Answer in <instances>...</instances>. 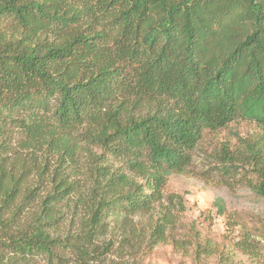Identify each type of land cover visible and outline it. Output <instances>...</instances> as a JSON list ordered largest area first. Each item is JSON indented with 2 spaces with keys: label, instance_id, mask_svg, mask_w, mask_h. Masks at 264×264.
Segmentation results:
<instances>
[{
  "label": "trees",
  "instance_id": "16d2710c",
  "mask_svg": "<svg viewBox=\"0 0 264 264\" xmlns=\"http://www.w3.org/2000/svg\"><path fill=\"white\" fill-rule=\"evenodd\" d=\"M235 120L264 129V0H0V264H86L110 213L151 210ZM242 146L264 201V136Z\"/></svg>",
  "mask_w": 264,
  "mask_h": 264
},
{
  "label": "rangeland",
  "instance_id": "374dc122",
  "mask_svg": "<svg viewBox=\"0 0 264 264\" xmlns=\"http://www.w3.org/2000/svg\"><path fill=\"white\" fill-rule=\"evenodd\" d=\"M257 136L263 137L264 129L243 120L203 131L183 174L167 178L151 210L134 215L113 211L104 219L95 247H86V264H264V201L254 189L257 174L241 155L242 143ZM13 144L6 154L12 162L15 153L20 155ZM111 164L123 166L120 161ZM80 178L82 182L87 175ZM22 196L23 189L18 202ZM33 210L23 214L21 227ZM157 223H164L162 236ZM68 227L61 226L62 236L74 235ZM55 252L59 257L37 254L21 264H78L76 251ZM13 253L0 235V256Z\"/></svg>",
  "mask_w": 264,
  "mask_h": 264
}]
</instances>
